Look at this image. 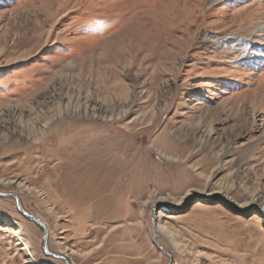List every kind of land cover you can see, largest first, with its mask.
<instances>
[{
	"label": "rangeland",
	"instance_id": "374dc122",
	"mask_svg": "<svg viewBox=\"0 0 264 264\" xmlns=\"http://www.w3.org/2000/svg\"><path fill=\"white\" fill-rule=\"evenodd\" d=\"M0 192L71 264H168L152 213L171 264H264V0H0ZM0 264H65L12 197Z\"/></svg>",
	"mask_w": 264,
	"mask_h": 264
},
{
	"label": "water",
	"instance_id": "95a60500",
	"mask_svg": "<svg viewBox=\"0 0 264 264\" xmlns=\"http://www.w3.org/2000/svg\"><path fill=\"white\" fill-rule=\"evenodd\" d=\"M0 196L14 198L15 206H16V209L18 210V212H20V214L22 216H24L25 218L31 220L32 222H34L35 224H37L39 227H41L43 229V251H44V253L46 255L54 257V258H57V259H60L65 264H71L70 260L64 254L53 253V252H51L49 250V248H48V233H49V231H48L46 223L40 217L35 216V215L27 212L23 208V206L21 204V201H20V198L18 197V195L14 194V193H9V192H0ZM153 210H155V209L153 208ZM151 228H152V231H153L154 244L156 245V247L161 252H163L164 254H166L169 257V263L168 264H171V260H172L171 254L167 250H165L161 246V244L159 243L158 235H157V231H156V217H155L154 213H152V216H151Z\"/></svg>",
	"mask_w": 264,
	"mask_h": 264
}]
</instances>
